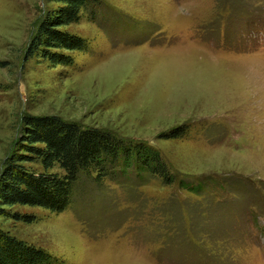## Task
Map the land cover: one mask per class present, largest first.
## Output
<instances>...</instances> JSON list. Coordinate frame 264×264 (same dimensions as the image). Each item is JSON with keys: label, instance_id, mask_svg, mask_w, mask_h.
Listing matches in <instances>:
<instances>
[{"label": "rangeland", "instance_id": "rangeland-1", "mask_svg": "<svg viewBox=\"0 0 264 264\" xmlns=\"http://www.w3.org/2000/svg\"><path fill=\"white\" fill-rule=\"evenodd\" d=\"M93 1L64 66L32 48L62 5L0 0V179L28 119L155 149L166 176L82 174L62 213L0 202V232L58 264H264V0Z\"/></svg>", "mask_w": 264, "mask_h": 264}, {"label": "trees", "instance_id": "trees-1", "mask_svg": "<svg viewBox=\"0 0 264 264\" xmlns=\"http://www.w3.org/2000/svg\"><path fill=\"white\" fill-rule=\"evenodd\" d=\"M62 6L41 25L32 48L56 65L69 66L73 60L62 51L85 50V42L62 28L78 23L81 12L93 0H51ZM54 53H53V52ZM21 151L6 163L0 179V202L6 206L39 207L54 213L64 212L81 175L102 179L122 163L124 169L136 166L138 171L166 176L164 163L157 150L124 143L111 133L84 129L58 119H28ZM21 162L42 166L44 173H29ZM59 166L60 175L53 172ZM109 172V174H108ZM29 222V221H28ZM0 264H58L57 259L42 249L11 239L0 232Z\"/></svg>", "mask_w": 264, "mask_h": 264}]
</instances>
